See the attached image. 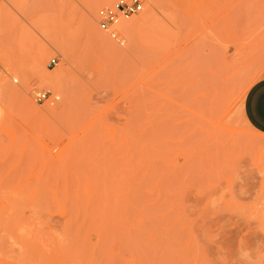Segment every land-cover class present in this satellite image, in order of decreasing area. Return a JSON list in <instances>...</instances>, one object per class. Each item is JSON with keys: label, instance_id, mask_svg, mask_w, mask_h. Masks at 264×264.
<instances>
[{"label": "rangeland", "instance_id": "374dc122", "mask_svg": "<svg viewBox=\"0 0 264 264\" xmlns=\"http://www.w3.org/2000/svg\"><path fill=\"white\" fill-rule=\"evenodd\" d=\"M115 1L0 0V264H264V0Z\"/></svg>", "mask_w": 264, "mask_h": 264}, {"label": "built area", "instance_id": "2783aa9c", "mask_svg": "<svg viewBox=\"0 0 264 264\" xmlns=\"http://www.w3.org/2000/svg\"><path fill=\"white\" fill-rule=\"evenodd\" d=\"M145 0H116L111 5H106L98 10V28L101 31H109L120 20H127L144 11ZM52 63H56L54 58ZM47 92H39L36 96L38 102H43Z\"/></svg>", "mask_w": 264, "mask_h": 264}, {"label": "crops", "instance_id": "0c3cea01", "mask_svg": "<svg viewBox=\"0 0 264 264\" xmlns=\"http://www.w3.org/2000/svg\"><path fill=\"white\" fill-rule=\"evenodd\" d=\"M243 114L255 131L264 134V76L257 79L247 90Z\"/></svg>", "mask_w": 264, "mask_h": 264}, {"label": "bare ground", "instance_id": "6f19581e", "mask_svg": "<svg viewBox=\"0 0 264 264\" xmlns=\"http://www.w3.org/2000/svg\"><path fill=\"white\" fill-rule=\"evenodd\" d=\"M48 1H49V0H31L32 3H33V2H34V3H35V2H36V3L38 2V3H42V4H43V3H46V2H48ZM108 5H110V2H109ZM231 81H232V80H231ZM228 85H229V84H228ZM219 90H220V89H219Z\"/></svg>", "mask_w": 264, "mask_h": 264}]
</instances>
